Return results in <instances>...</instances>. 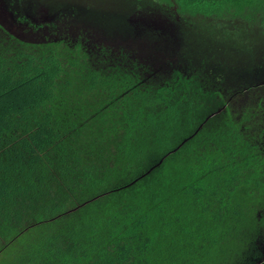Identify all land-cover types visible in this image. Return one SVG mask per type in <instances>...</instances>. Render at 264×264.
Instances as JSON below:
<instances>
[{"label": "trees", "instance_id": "obj_1", "mask_svg": "<svg viewBox=\"0 0 264 264\" xmlns=\"http://www.w3.org/2000/svg\"><path fill=\"white\" fill-rule=\"evenodd\" d=\"M161 2L185 18L264 34V0ZM139 67L82 41L0 33V264L216 263L245 205L241 218L258 231L249 219L259 208L264 218V155L250 147L246 111L228 108L162 175L119 190L135 166L155 163L167 131L212 101L193 76ZM30 218L50 221L20 236ZM203 244L207 258L195 253Z\"/></svg>", "mask_w": 264, "mask_h": 264}, {"label": "rangeland", "instance_id": "obj_2", "mask_svg": "<svg viewBox=\"0 0 264 264\" xmlns=\"http://www.w3.org/2000/svg\"><path fill=\"white\" fill-rule=\"evenodd\" d=\"M3 29L30 44L82 41L92 51L106 49L115 59L127 60L128 64L133 61L140 69L146 65L149 73L162 75L160 78L175 71L193 76L209 92L205 97L212 95L207 107L178 121L158 140L155 163L135 166L119 185L122 192L143 187L152 170L156 177L162 175L169 160L191 153L209 132L212 119L228 108L248 112L252 118L245 123L248 142L264 155V34L259 26L185 18L161 0H0V33ZM128 170L126 166L124 173ZM99 196L101 193L94 200ZM248 206L240 210L236 221L232 220L236 226L228 228L234 245L224 259L204 262L264 264L263 209L249 219L256 218L258 231L253 232L241 218ZM30 219L20 236H30L50 221ZM195 253L207 258L209 245L203 244Z\"/></svg>", "mask_w": 264, "mask_h": 264}]
</instances>
